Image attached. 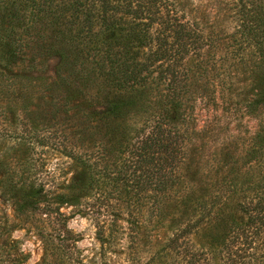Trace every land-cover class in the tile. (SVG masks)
I'll use <instances>...</instances> for the list:
<instances>
[{
	"label": "rangeland",
	"instance_id": "374dc122",
	"mask_svg": "<svg viewBox=\"0 0 264 264\" xmlns=\"http://www.w3.org/2000/svg\"><path fill=\"white\" fill-rule=\"evenodd\" d=\"M171 1L203 38L193 62L212 70L191 76L173 177L159 193L132 174L106 177L137 164V130L161 110L158 91L87 79V62L77 69L72 55L61 59L40 8L0 2V264L65 257L45 236L52 224L18 212L11 179L27 174L62 193L80 170V196L60 210L84 264H264V104L246 106L261 92L250 70L264 58L242 35L238 0ZM107 100L125 102L116 118L101 113ZM93 201L99 206L89 209ZM187 220L198 222L196 232L171 246Z\"/></svg>",
	"mask_w": 264,
	"mask_h": 264
},
{
	"label": "trees",
	"instance_id": "16d2710c",
	"mask_svg": "<svg viewBox=\"0 0 264 264\" xmlns=\"http://www.w3.org/2000/svg\"><path fill=\"white\" fill-rule=\"evenodd\" d=\"M0 2L8 5L10 11H14L21 3H31L34 8H40V19H45L43 24L54 34L57 50L63 52L59 53L61 59L72 55V63L77 69L87 62V79H97L114 89L138 91L140 95L149 94L150 90L158 91L155 96H158L161 110L144 119L137 130L138 144L133 150L137 164L133 169L124 165L113 175L107 173L106 177L116 182L132 174L135 176V185L149 182L157 191L155 193L165 189L173 177L171 173L179 151L180 133L176 123L183 119L187 102L192 99L191 76L203 71L208 74L212 70L200 60L193 62L191 58L200 52L203 42L194 24L179 13L171 0ZM237 2L239 14L244 17L242 35L255 49L253 51H258L264 58V8L252 0ZM259 26L262 29L259 30ZM49 46V49H54V42ZM253 65L255 69L250 70L253 80L251 87L258 85L261 92L253 99L246 100V106L249 107L264 104V60ZM253 74L259 75L255 79ZM162 85L164 87L158 90ZM124 105V101L107 100L101 113L107 119L116 118ZM86 175V171H77L62 193L27 174L18 180L11 179L10 188L18 212H37L44 222L52 224L54 234L47 233L45 236L52 237L56 247H60L65 255L56 264H84L83 259L76 255V252L79 253L76 246L78 236L68 227L67 216L60 208L63 204H71L72 199H76L73 196H80L78 185L84 183ZM140 191L138 189L136 193L140 195ZM95 205L99 206V202H86L89 209ZM197 223L187 220L182 228L173 233L170 245L196 232ZM96 232L103 246L104 225H99ZM102 255L105 257L104 252ZM41 264H50L46 256Z\"/></svg>",
	"mask_w": 264,
	"mask_h": 264
}]
</instances>
